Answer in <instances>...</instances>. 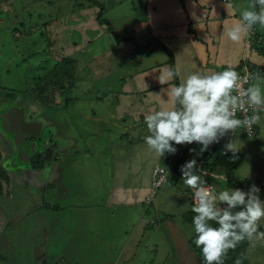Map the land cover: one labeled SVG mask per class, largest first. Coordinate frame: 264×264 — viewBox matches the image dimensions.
I'll use <instances>...</instances> for the list:
<instances>
[{
	"label": "crops",
	"instance_id": "crops-1",
	"mask_svg": "<svg viewBox=\"0 0 264 264\" xmlns=\"http://www.w3.org/2000/svg\"><path fill=\"white\" fill-rule=\"evenodd\" d=\"M251 3L252 0H146L134 12L143 9L145 19L138 23L139 30L150 32L170 52L180 83L192 72L223 71L228 65L244 61L264 65V26H254L261 38L257 47L248 40L249 33L239 42L226 36L227 29L239 21L241 11ZM108 41L112 54L106 60L103 55L89 60L92 63L103 59L108 64L106 73L120 81V88L111 106H102L109 115L102 118L94 108L89 109L85 118L90 116L95 125L72 120L69 104L61 117L43 105L30 109L21 103L28 111L27 117H42L45 121L39 142L44 149L49 146L45 153L49 161L46 165L41 162L39 167L30 163L18 171L5 170L9 181L1 184L0 231L10 223L19 232L16 238L30 239L23 244H9L14 255L10 264H198L188 242L194 234L193 226L183 220L193 206L188 188L181 182L180 167L185 159L169 174L173 183L169 182L178 193L157 191L151 196V171L164 163V157L145 144L144 137L149 132L144 116L170 106L165 90L166 86L170 89L173 79L167 84L159 81L170 67L169 58L162 63L164 66L143 65L142 55L154 51L147 47L149 43L137 52L134 42L110 37ZM128 58L131 63L136 59L137 64V58L141 63L130 64ZM104 75L102 71L97 77L103 79ZM254 84H259L264 93V73L251 85ZM34 111L43 114L37 116L32 114ZM259 116L252 142H246L242 128L235 129L233 135L229 131L206 163L212 164L222 155L224 146L232 142L241 159L233 169L242 173L237 180H264V111ZM1 137L9 146L7 136ZM199 149L192 157L197 162L196 170L208 175L212 182L221 183L213 176H225L224 167L204 170ZM223 183L227 185L226 180ZM259 195L264 200V191ZM1 203L13 209L3 210ZM4 213L13 217L9 219ZM176 216L184 224L178 223ZM263 225L264 218L259 228ZM248 246L255 245L247 240Z\"/></svg>",
	"mask_w": 264,
	"mask_h": 264
},
{
	"label": "rangeland",
	"instance_id": "rangeland-1",
	"mask_svg": "<svg viewBox=\"0 0 264 264\" xmlns=\"http://www.w3.org/2000/svg\"><path fill=\"white\" fill-rule=\"evenodd\" d=\"M145 1L98 0L105 7L103 18L111 22L118 36L134 38L137 52L146 43H149L147 47L150 48L162 43L150 32L139 30V24L145 19L144 11L134 10L140 2ZM97 11L98 8L86 0H0V132L7 136L9 143L6 146L1 137L3 134L0 135V167L5 173L9 169L18 171L29 167L38 155L42 156L43 164L46 165L49 161L45 154L48 153L49 146L44 149L39 142V137L45 130V121L42 117H27L28 111L21 103L28 104L30 109H40L39 106L43 105L50 113L61 117L63 109L69 104L67 108L72 111L68 112L70 118L80 124L86 121L89 122L88 125H95L90 116L85 118L89 109L94 108L95 114L102 118L109 115L102 106H111L115 101L120 81L111 73H106L108 64L103 59L106 60L112 54L108 37L112 40L115 37L107 30L106 25L97 22ZM99 55H103V59L99 62L95 59L91 63L89 59ZM142 56L143 65L164 66L162 63L168 60V55L163 50H154ZM64 58L72 62V76L62 73L61 83H56L48 78L47 73ZM132 60L136 64V59ZM116 62L119 63L118 60ZM139 63L141 62L137 58L136 66ZM95 68L98 72L96 74L93 72ZM102 71L105 74L103 79L97 77ZM166 88L169 89L167 86ZM42 114L39 111L36 115ZM245 140L252 142L247 136ZM58 141L56 140L57 144ZM190 148L194 151L190 152ZM198 149L199 145L195 143L185 145L182 159L191 160ZM247 162L244 161L243 164ZM232 173L236 179L242 175L239 170H233ZM7 177L9 181V176ZM7 181L3 180L1 184ZM169 181L173 183L170 178ZM211 184L217 191L227 186L223 182ZM158 191L159 194L163 191L164 194L178 193L170 183L164 184ZM183 199L188 201L185 196ZM1 204L3 210L13 209L12 206ZM4 214L9 219L13 217ZM176 221L184 224L181 217L176 216ZM13 222V225L17 223L16 220ZM10 225L12 224H7L4 231H0V264H10L11 259L13 261V250L9 249V244H16L17 241L23 244L30 240L16 238L17 229ZM6 236L8 240L5 239ZM251 242L255 246L246 248L247 264H264L262 240L253 238Z\"/></svg>",
	"mask_w": 264,
	"mask_h": 264
},
{
	"label": "clouds",
	"instance_id": "clouds-1",
	"mask_svg": "<svg viewBox=\"0 0 264 264\" xmlns=\"http://www.w3.org/2000/svg\"><path fill=\"white\" fill-rule=\"evenodd\" d=\"M256 25L264 26V0H252L250 7L241 11L239 21L227 29V39L239 42ZM179 76V71L170 66L159 81L167 84ZM246 82L247 78L241 77L232 65L223 71L188 74L179 84L165 90L170 106L144 116L149 132L144 137L145 144L162 157L175 154L177 145L193 143L200 146L202 154L229 131L250 130L259 122V112L264 111V93L259 84L244 88ZM249 109L253 112L251 116L237 118L238 111L247 113ZM238 151L229 142L222 154L231 152L235 156ZM196 163L191 159L180 167L183 185L193 193V243L200 249L204 264H224L228 250L235 249L241 241L264 239V231L258 230L264 218V200L255 184L247 191L240 188L217 191L202 179L204 173L196 170ZM213 179L226 180L223 174L214 175ZM235 264L242 261L237 259Z\"/></svg>",
	"mask_w": 264,
	"mask_h": 264
},
{
	"label": "trees",
	"instance_id": "trees-1",
	"mask_svg": "<svg viewBox=\"0 0 264 264\" xmlns=\"http://www.w3.org/2000/svg\"><path fill=\"white\" fill-rule=\"evenodd\" d=\"M88 3H90L92 6H95L98 8L97 11V22L99 24L102 25H106L107 30L118 40H125V41H130L133 42L132 38H125V39H121L119 37L116 36L114 28L111 24L110 21L106 20L105 18H103V13L105 11V7L98 2V0H86ZM190 24V23H189ZM253 46L257 47L256 44H254ZM135 49L136 46H135ZM163 50L167 53L168 58H169V65L171 67L173 66V56L170 54L169 51H167V49L162 46V45H153L151 50ZM259 51L261 52L262 50L259 49ZM71 60L68 58H64L62 60V62L56 63L55 66L50 69L47 73V76L50 80L61 83V74L63 73V75H67L69 77L72 76V67H71ZM241 64V63H240ZM239 64V65H240ZM173 84L177 85L178 83V78H174L173 79ZM219 143H215V145L213 147H211L210 149H208L207 151L203 152V168L204 170L208 171L210 169H215L218 166H223L224 170H225V177H226V183L229 189L232 188H240L244 191H247L248 188L255 184L257 187H259L260 192L264 191V180H258V179H244L242 181H238L236 178L233 177V169L238 165V163L240 162V157L237 153H235V156H233V154L231 152H228L227 154H222L221 156H219L218 158L215 159V161L212 164L206 163V160L208 158V155L213 154L217 148H218ZM42 159L41 156L38 155L35 161H32L31 165H33V167H39L41 165ZM8 177L7 174L1 169L0 167V193H1V181H7ZM202 179L206 180L208 184H211V180L208 178V175H203ZM212 185V184H211ZM213 186V185H212ZM195 215V213L191 212H187L183 215V220L185 222L191 223L192 224V217ZM213 226H215L214 222ZM259 231H264V225L261 226L259 229ZM195 233L189 237L188 242L189 244L192 246L195 255H196V259H197V263L198 264H204L203 262V258L201 256V252L200 249L197 248L195 246V244L193 243V239H194ZM264 240V239H263ZM246 247H247V240H243L241 241L237 247L235 249H229L227 252V255L224 257V264H235V261L237 259H240L242 261V264H247V259H246Z\"/></svg>",
	"mask_w": 264,
	"mask_h": 264
},
{
	"label": "built area",
	"instance_id": "built-area-1",
	"mask_svg": "<svg viewBox=\"0 0 264 264\" xmlns=\"http://www.w3.org/2000/svg\"><path fill=\"white\" fill-rule=\"evenodd\" d=\"M248 40L250 43L259 44L261 42L260 35L257 34L256 29H253L248 34ZM233 66V65H232ZM234 69L241 77H246L247 82L244 83V88L249 87L253 82L258 80L264 73V65H253L247 61L242 62L240 65L233 66ZM253 114L252 110L249 109L247 113L237 112V118L243 119L244 115L251 116ZM247 137L253 138L256 135L255 125L252 126L250 130L242 128ZM229 135H233V132H229ZM185 145H180L177 147V152L175 154H166L164 156V163L162 165H156L152 168L151 171V187L153 196L158 189H160L164 184L169 182L170 171L178 164V162L184 156ZM212 186L211 184H208ZM213 187V186H212ZM188 196L190 197L191 204L193 205L194 201L192 199L193 193L191 189L187 191Z\"/></svg>",
	"mask_w": 264,
	"mask_h": 264
}]
</instances>
